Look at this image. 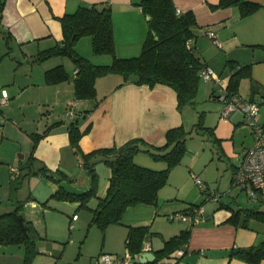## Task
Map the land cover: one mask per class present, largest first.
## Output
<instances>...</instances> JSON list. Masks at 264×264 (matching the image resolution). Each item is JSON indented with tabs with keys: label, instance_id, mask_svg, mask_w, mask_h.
Returning a JSON list of instances; mask_svg holds the SVG:
<instances>
[{
	"label": "crops",
	"instance_id": "1",
	"mask_svg": "<svg viewBox=\"0 0 264 264\" xmlns=\"http://www.w3.org/2000/svg\"><path fill=\"white\" fill-rule=\"evenodd\" d=\"M140 1L0 0V88H4L9 96L0 111V162H16L12 143L18 136L29 137L47 129L33 151L34 168L45 165L53 171L60 170L72 179V188L82 190L89 187L90 174L70 145L66 126L73 117L78 118L81 131L87 129L79 139V148L84 153L120 146L139 138L141 147L149 148V151H138L134 160L152 169L166 166L164 159L153 156V153L167 151L166 132L177 127L191 130L180 162L170 169L166 183L158 190L157 203L128 206L121 223L110 224L113 226L105 229L106 241L119 237L125 244L128 226H148L149 233L143 239L142 251H151L156 256L155 251L163 246L165 240L187 230L188 240L181 245L184 253L178 255L176 249L155 264H251L230 257L229 252L233 247H247L264 239V221L245 220L244 211L238 213L235 222L229 218L235 210L243 207L264 210V189L255 192L253 203H244L238 201V197L230 196L233 189H228L224 180H229L230 187L238 185L246 192L250 189L236 184L233 174L243 151L254 143V134L241 110L236 109L223 116V103L212 99L211 93L219 84L227 85L233 69H228L225 63L234 60V69L250 65L249 75L240 80L238 94L246 98L254 90V100L264 104V0H250L260 6L246 16L240 15L236 5H217L219 0H173L176 9L193 12L197 24L193 28L195 35L191 46L200 60L215 73V77L207 82L200 78L205 85L210 82L204 90L212 102L210 113L197 128L191 127L194 116L185 111V106L194 101L180 106L177 93L170 85L123 82L121 75L109 73L96 79L94 98L78 99L71 79L52 84L45 82V70L58 64L72 74L75 65L71 69L66 68L69 59L54 56L41 62L34 60L39 51L61 43L63 32L59 18L80 5L89 4L110 7L116 54L120 57L138 55L150 19L143 12ZM207 29L215 34L218 42L206 34ZM14 49L19 53L15 54ZM75 49L95 64L112 61L108 54H94L92 47L89 49L86 45V39L80 41L79 38ZM14 60L18 66L14 65ZM243 81L248 87L246 96L240 92ZM68 111L74 116L67 115ZM254 119L258 123L264 122V106L259 108ZM193 134L197 135L196 140H192ZM91 161L97 194L102 197L108 187L111 170L98 156ZM18 169L23 167L18 166ZM25 172L26 169L22 170L19 176L22 178ZM193 175L200 178L205 190L197 185ZM213 180H218L219 186L212 191ZM223 182L224 190L220 189ZM20 186L22 188L15 191L14 197L23 203V207L34 209L38 207V201L45 210L66 208L65 205L76 209L79 205L78 202L51 197L58 184L41 174L25 175ZM224 194L229 196L226 200ZM45 200L47 206L42 203ZM90 203H95V199ZM8 204L12 210L13 200H8ZM194 208L200 211L195 220L170 218V214L188 213ZM72 214L76 213L73 211ZM25 218L31 220L39 232L36 223L41 224L42 221ZM76 219H79L78 215ZM55 220V217H50L49 222ZM109 249L115 250V247L110 246ZM258 264H264V259Z\"/></svg>",
	"mask_w": 264,
	"mask_h": 264
},
{
	"label": "trees",
	"instance_id": "2",
	"mask_svg": "<svg viewBox=\"0 0 264 264\" xmlns=\"http://www.w3.org/2000/svg\"><path fill=\"white\" fill-rule=\"evenodd\" d=\"M139 4L143 12L150 16L148 31L140 53L130 57H120L115 52L112 15L109 6L80 5L75 11L65 13L60 17L63 32L61 43L39 51L34 60L41 62L50 57L65 56L72 60L75 65L74 70L77 69V71L75 73L73 70L70 74L62 64L55 65L45 70V82L52 84L71 79L75 97L87 99L96 96L95 81L98 77L116 73L121 75L123 82L133 81L150 86L156 83L170 85L177 93L180 106L192 103L197 94L201 71L207 67L191 46V39L195 35L193 28L197 24L193 12L191 10L178 12L173 0H141ZM217 5H236L239 7L241 16L252 13L260 6L250 0H219ZM84 35L91 37L92 52L96 55H110L111 63L95 64L75 49L77 40ZM225 66L230 70L233 69L228 78L226 93L239 95L240 80L249 75L250 65L245 64L234 69L235 61L227 60ZM216 91L211 93V98L220 101L216 97ZM254 93L253 90L248 98L254 99ZM67 115L73 117L74 113L68 111ZM66 129L71 147L90 174L89 187L75 190L71 186L72 179L60 170L53 171L45 165L34 168L33 151L39 138L46 133L47 129L41 133L31 134L33 139L31 153L26 162L27 165L22 166L26 172L21 179L32 173L41 174L57 183L58 189L51 194V197L78 202V207L88 208L92 213L91 223L102 229L110 224L121 223L123 213L128 206L138 203H157L158 190L166 183L170 169L180 162L186 149V137L191 131H186L182 127L169 129L166 132L165 148H168L167 151L162 154L153 153L155 158L164 159L166 166L162 169H152L141 166L134 160V155L138 151H149V148L141 147L139 138L128 140L120 146L99 148L84 153L79 148V139L87 129L80 130L77 117L71 119ZM95 156L105 161L111 170L109 184L102 197L97 194L95 186L93 162L91 161ZM13 180H15L14 177L11 178V185L14 184ZM12 188L17 189L18 186ZM14 193L15 191H12L9 196L13 200L14 208L0 213V245L24 244L26 261L33 252V247L36 240L40 238V234L33 222L25 218L22 212L23 203L14 197ZM91 199H95V203L91 204ZM42 203L47 206V200ZM241 211L245 213V220L254 218L264 221V210L245 207L235 210L229 219L235 222ZM20 213L23 215L22 219L19 217ZM148 233V226H128L125 248L126 254L132 256L129 264L158 263L163 257L181 248L189 237L187 230L171 236L165 240L161 248L155 251V259L141 263L135 260V257L142 251L143 239ZM229 256L251 264H258L264 259V239L247 247H233Z\"/></svg>",
	"mask_w": 264,
	"mask_h": 264
},
{
	"label": "rangeland",
	"instance_id": "3",
	"mask_svg": "<svg viewBox=\"0 0 264 264\" xmlns=\"http://www.w3.org/2000/svg\"><path fill=\"white\" fill-rule=\"evenodd\" d=\"M84 38L86 39V45L90 49L89 36H81L80 41L85 40ZM14 53H19V50L14 49ZM66 59L69 58L66 57ZM69 64L72 65L69 67ZM69 64H67L66 68L71 69L74 63L70 60ZM14 65H19L17 60H14ZM227 70L228 69H226V71ZM246 84L247 83L243 81L241 85L240 92L243 96L247 95L248 87ZM209 86L210 82L205 85V83L201 81L193 104L185 106V111L187 110L186 113L190 112L191 115L194 116V122L191 124V127L197 128V126L203 124L206 114L211 111L210 102H212V99H209L208 93L204 90L205 87L207 89ZM262 106H264V104L260 105V107ZM23 127H25V124ZM196 136L197 135L193 134L192 140H196ZM31 143L32 138L30 135L29 137H25V135L18 136L17 140L12 143L15 150L16 162H11L10 160L0 162V213L10 211L9 209H11V206L9 205L10 203L8 204V200L10 202L11 200L8 198V195L12 191L20 190L23 186V183L21 184L22 186H20V183L23 182L24 178L21 179L19 173L24 169H18V166H24L26 164ZM22 155L24 156L22 157ZM11 167L14 168L13 171H10V169H12ZM12 177L15 178V180H13V185L18 186L17 189L15 188L16 190L13 189L12 187L14 186L10 184ZM224 182L227 183L228 189H233V194H230V196H233V198L238 197V201L253 203L256 199L254 195L250 194V189L246 192L245 189L238 188V185L230 187L229 180H224ZM212 183L213 191V189L219 186V181L213 180ZM224 187H226L225 183L220 186V189L224 190ZM223 196L225 200L229 197L227 194ZM37 203L38 207L34 209L22 207V212L25 216L31 219H40L42 221L41 224L36 223L40 238L36 240L33 252H31L29 258L25 261L24 244L9 243L0 245V264H24L25 262L26 264H92L97 256L104 252L118 254L119 256L126 255L124 239L118 237L116 240L107 242L105 233L107 226L102 229L96 224L91 223L92 213L88 208L80 206L76 209H69V207L65 205L64 207L66 208H46L45 210L43 209L44 206H42L39 201ZM73 211L76 214H72ZM77 215L79 219H76ZM50 217H55L56 220L54 222H49ZM110 246L115 247V250L109 249Z\"/></svg>",
	"mask_w": 264,
	"mask_h": 264
},
{
	"label": "built area",
	"instance_id": "4",
	"mask_svg": "<svg viewBox=\"0 0 264 264\" xmlns=\"http://www.w3.org/2000/svg\"><path fill=\"white\" fill-rule=\"evenodd\" d=\"M176 10L180 11L179 9ZM206 34L215 42H218L217 37L210 29L206 30ZM76 71L77 69L74 70L75 73ZM214 77L215 73L212 68L207 66L202 69L201 78L204 82ZM216 92V97L223 103V116H227L232 111L239 109L243 112L247 123L252 127L254 143L243 151L241 161L233 174V181L241 186H249L250 194L254 195L256 190L264 189V122L258 123L254 119L259 112L260 103L257 100L241 97L237 94L228 95L226 93V86L223 84L218 85ZM7 101V91L4 88H0V108ZM194 178L197 185L202 190H205V185L200 178L198 176H194ZM199 212L197 208H194L188 213L170 214V218L178 217L180 219L195 220ZM183 253L184 248L177 250L178 255H182ZM131 260L132 256L130 254L120 257L117 254L104 252L97 256L93 264H129Z\"/></svg>",
	"mask_w": 264,
	"mask_h": 264
},
{
	"label": "water",
	"instance_id": "5",
	"mask_svg": "<svg viewBox=\"0 0 264 264\" xmlns=\"http://www.w3.org/2000/svg\"><path fill=\"white\" fill-rule=\"evenodd\" d=\"M150 18V17H149ZM155 38H157V37H155ZM19 167H21V166H19ZM19 217L22 219L23 218V215L20 213L19 214ZM154 254H153V252H151V251H148V250H144V251H142L140 254H139V256H138V261L139 262H141V263H146V262H150V261H152L153 259H154Z\"/></svg>",
	"mask_w": 264,
	"mask_h": 264
}]
</instances>
